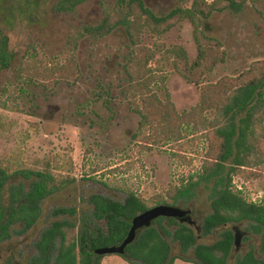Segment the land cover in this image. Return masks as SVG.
<instances>
[{"label":"rangeland","instance_id":"obj_1","mask_svg":"<svg viewBox=\"0 0 264 264\" xmlns=\"http://www.w3.org/2000/svg\"><path fill=\"white\" fill-rule=\"evenodd\" d=\"M60 0H0V30L9 38L11 59L0 70V163L12 177L10 183L28 185L32 172L72 177L74 181L41 202L37 222L28 231L0 241V264H29L36 253L34 246L41 230L52 220L57 207H73L75 214L65 215L72 221L85 222L91 210L89 197L100 194L123 202L134 193L151 208L170 204L166 192L170 186L186 182L199 171L207 150L203 130H191L177 140L155 138L147 143L141 137L150 133L140 128L141 117L135 111L123 65L131 51L123 31L116 30L103 38L84 32L96 25L104 13L112 12L114 0H85L75 9L57 12ZM156 14L176 6L187 7L191 0H143ZM206 33L220 41L225 51L223 62L208 73L204 82H216L224 76H237L250 63L264 59V22L247 6L242 11L214 14L208 19ZM142 44L162 43L186 48L193 60L196 46L192 26L182 21L162 36L148 32ZM73 59L75 77L59 80L56 85L43 81L35 70L40 66ZM151 66L162 80L156 88L160 99L168 95L178 112L188 111L200 100V87L187 83L170 62L156 54ZM107 104L111 115L97 116L92 104ZM264 111V104L261 106ZM207 118L212 120L213 113ZM257 133H264L262 128ZM250 145V144H249ZM250 164L232 176L231 189L246 202L264 205V160L254 146L243 153ZM7 185V186H8ZM162 203H156L155 196ZM211 189L198 187L188 204H174L190 209L191 222L198 243H212L222 228L240 232L239 245L233 246L231 264L251 248H261V237L247 224L228 223L211 234L202 233V221L210 212ZM7 192L5 197L7 198ZM166 220L162 223L166 224ZM172 253H180L172 241ZM101 264H132L118 254H106ZM173 264H194L176 259Z\"/></svg>","mask_w":264,"mask_h":264},{"label":"trees","instance_id":"obj_2","mask_svg":"<svg viewBox=\"0 0 264 264\" xmlns=\"http://www.w3.org/2000/svg\"><path fill=\"white\" fill-rule=\"evenodd\" d=\"M85 0H60L55 4L57 12L75 9ZM180 3L184 0H179ZM249 6L264 22V0H191L187 7L176 6L164 14H156L143 0H114L112 12L104 13L96 25L84 27V32L103 38L116 30H122L131 51L123 65L135 111L141 117L140 128L150 133L143 141L157 143L155 138L177 140L191 130H203L207 143L205 160L199 171L166 192L169 203L188 204L195 197L198 187L211 189L210 212L202 221V233L211 234L228 223L247 224L251 232L261 237V248L247 250L235 258V264H264V205L246 202L239 192L231 189L232 176L250 163L243 153L252 149L264 160V59L255 60L237 76H224L216 82H204L205 76L225 59V51L217 38L209 36L208 19L214 14L242 11ZM188 21L196 46V56L191 60L184 46H165L154 43L142 44V36L148 32L162 36L173 26ZM173 66L187 82L200 87V100L188 111L178 112L170 97L162 100L157 95V85L162 81L151 66L156 54ZM9 38L0 30V70L7 68L11 59ZM77 64L73 59L63 63L40 66L35 70L43 81L56 85L59 80L75 77ZM36 74V75H37ZM93 112L108 118L111 113L107 104H92ZM208 113L214 118L209 120ZM250 144V145H249ZM28 185L9 183L12 174L0 163V241L9 239L13 227L16 233L28 231L37 222L41 202L74 181L66 176H54L47 172H32ZM8 185V186H7ZM7 192V198L5 197ZM156 203L164 202L159 195ZM91 210L85 222L72 221L65 215H73V207H57L52 220L39 233L34 246L36 253L29 264H101L105 255L96 249L120 244L130 224L128 219L149 207L137 194L130 193L123 202L100 194L89 197ZM166 220V224L162 222ZM172 241L179 245L180 253H172ZM234 233L222 228L212 243H198L191 225L173 218L161 217L153 226L141 230L121 256L132 264H173L176 259L194 264H231ZM5 264H13L11 259Z\"/></svg>","mask_w":264,"mask_h":264},{"label":"water","instance_id":"obj_3","mask_svg":"<svg viewBox=\"0 0 264 264\" xmlns=\"http://www.w3.org/2000/svg\"><path fill=\"white\" fill-rule=\"evenodd\" d=\"M190 209H183L176 205L171 204H158L151 208L144 210L128 219L130 228L124 237L123 241L118 245H111L102 247L95 250L97 254H118L122 255L125 252L126 247L131 244L137 237L141 230L150 228L154 222L161 218H173L180 222H191ZM242 238V234L237 232L234 234V244L237 247Z\"/></svg>","mask_w":264,"mask_h":264},{"label":"flooded vegetation","instance_id":"obj_4","mask_svg":"<svg viewBox=\"0 0 264 264\" xmlns=\"http://www.w3.org/2000/svg\"><path fill=\"white\" fill-rule=\"evenodd\" d=\"M177 222H180V221H178V220H176Z\"/></svg>","mask_w":264,"mask_h":264}]
</instances>
